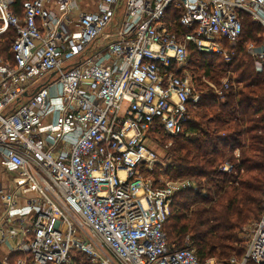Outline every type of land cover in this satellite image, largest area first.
Wrapping results in <instances>:
<instances>
[{
	"label": "built area",
	"instance_id": "2783aa9c",
	"mask_svg": "<svg viewBox=\"0 0 264 264\" xmlns=\"http://www.w3.org/2000/svg\"><path fill=\"white\" fill-rule=\"evenodd\" d=\"M88 1L27 0L18 16L0 0V39L16 33L13 60L0 55V264H264V210L242 258L202 262L165 229L193 184L154 177L158 136L193 135L199 81L242 87L200 79L191 52L229 63L246 16L264 39V0ZM247 52L263 72L264 41Z\"/></svg>",
	"mask_w": 264,
	"mask_h": 264
},
{
	"label": "trees",
	"instance_id": "16d2710c",
	"mask_svg": "<svg viewBox=\"0 0 264 264\" xmlns=\"http://www.w3.org/2000/svg\"><path fill=\"white\" fill-rule=\"evenodd\" d=\"M25 1L17 0L14 5L18 16ZM261 30L247 16L244 18L242 37L231 48L229 63L219 55L191 52V68L199 76L213 79L220 72L230 71L242 84L238 93L231 91L224 100L211 93L203 96L199 107L206 118L210 117L209 128L204 130L194 119L189 126L193 135L173 140L170 152L174 162L165 169L172 179L198 180L199 191L189 188L175 196L165 229L169 242L180 248L190 237L202 262L213 258L225 262L233 255L242 258L245 247L240 246L237 232L258 220L264 210V69L257 72L246 54L249 44L262 43ZM3 38L0 55L12 61L10 51L16 33L9 30ZM237 149L239 157L235 155ZM226 163L234 173L220 169ZM204 179L210 186L203 183Z\"/></svg>",
	"mask_w": 264,
	"mask_h": 264
},
{
	"label": "rangeland",
	"instance_id": "374dc122",
	"mask_svg": "<svg viewBox=\"0 0 264 264\" xmlns=\"http://www.w3.org/2000/svg\"><path fill=\"white\" fill-rule=\"evenodd\" d=\"M85 1H87V2H89L88 0H85ZM86 2V3H87ZM95 10V8L94 9H92V10H90L89 12H93ZM85 11H88V10H85ZM11 30V29H10ZM262 31V35H261V38H262V43H263V41H264V39H263V30H261ZM9 32V30H7L6 32H5V34L4 35H6L7 33ZM4 35L1 37V39H0V48H2L3 47V45H4V41H3V37H4ZM262 43L261 44H256V43H254L258 48H260L261 46H262ZM238 45V44H237ZM231 48H234L233 46L231 47V46H229L227 49H228V52H232V50L233 49H231ZM246 54L248 55V57L251 59V60H253L252 59V57H251V55H249L248 54V52H247V49H246ZM232 55H233V53H232ZM222 56V55H221ZM223 57V56H222ZM224 58V57H223ZM225 60V59H224ZM226 61V60H225ZM228 61V60H227ZM226 61V62H227ZM230 62V61H229ZM220 69V67L217 69V71ZM229 73H228V71H223V72H220V74H219V77H214L213 79H209V78H207L206 76H200V79L201 78H204L208 83H210V84H212V85H214V86H216V88L217 89H219L221 86H222V83H221V81L223 80V79H225L226 77H228V76H230L231 78H232V81L231 82H235L236 81V79H235V75L234 74H231V75H228ZM219 79V80H218ZM199 83H200V90L201 89H203L204 91H206V93H205V95L206 94H208V93H211V94H213V95H215L218 99H220V100H224V96H225V94H222V95H217V94H215V93H213V92H209L208 91V88H207V83L206 82H202V81H199ZM240 89H241V87H238L237 89H234L233 90V92L234 93H238L239 91H240ZM211 91V90H210ZM196 113H194V119H195V121H196V123L201 127V128H203L204 130H206V129H208L209 127H208V123H207V120H208V118H210L209 116H208V118H206L205 117V114H204V112H203V109L202 108H198L196 111H195ZM222 134V133H221ZM264 134V133H263ZM159 137V139H160V141H158L157 142V146H155V148H156V150H157V152H158V154H159V162L161 163L160 164V167H158V168H160V170L159 169H157L156 171H155V174H154V177L156 178V180H161L162 181V183H171V182H176V181H178V179H172V178H170V177H168V175L165 173V169L166 168H168V166H170V165H173V158L171 157V148H172V146H173V143H172V145H170L171 144V140H168L165 136H158ZM156 173H158V174H156ZM180 181H189V182H191L192 184H193V188L197 191V189H198V191H199V188H198V180L197 179H194V180H192L191 181V179L190 180H188V179H186V178H181V179H179ZM203 183L207 186V185H209V183H205V179L203 180ZM210 186V185H209ZM203 194L205 195V194H207L205 191H203ZM178 200H180V198L178 199ZM194 207H191V209H193ZM256 220H252V221H250L249 223H247L242 229H240L238 232H237V238H238V240L240 241V246H246L245 244H246V242H245V240H246V233L247 232H249V230H250V228H251V226H252V224L255 222ZM2 255H3V253L1 252L0 253V258L2 257ZM234 257H238V256H235V255H233L231 258H234ZM230 258V259H231ZM213 259H215V258H213ZM229 260V259H228ZM228 260H226V261H228Z\"/></svg>",
	"mask_w": 264,
	"mask_h": 264
},
{
	"label": "crops",
	"instance_id": "0c3cea01",
	"mask_svg": "<svg viewBox=\"0 0 264 264\" xmlns=\"http://www.w3.org/2000/svg\"><path fill=\"white\" fill-rule=\"evenodd\" d=\"M94 7V6H93ZM92 7V8H93ZM88 9H91V7L88 5ZM10 186V177L7 173H5L1 168H0V189H7ZM4 213V204L2 202V200L0 199V219L2 217ZM13 243V242H12ZM15 244V243H14ZM7 247V246H6ZM6 248H2L0 250V253L2 252L4 254V252H6Z\"/></svg>",
	"mask_w": 264,
	"mask_h": 264
}]
</instances>
